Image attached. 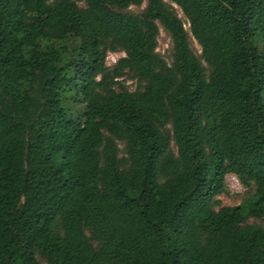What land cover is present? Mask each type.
I'll use <instances>...</instances> for the list:
<instances>
[{
	"label": "trees",
	"instance_id": "1",
	"mask_svg": "<svg viewBox=\"0 0 264 264\" xmlns=\"http://www.w3.org/2000/svg\"><path fill=\"white\" fill-rule=\"evenodd\" d=\"M251 219L264 0H0V264H264Z\"/></svg>",
	"mask_w": 264,
	"mask_h": 264
},
{
	"label": "rangeland",
	"instance_id": "2",
	"mask_svg": "<svg viewBox=\"0 0 264 264\" xmlns=\"http://www.w3.org/2000/svg\"><path fill=\"white\" fill-rule=\"evenodd\" d=\"M146 6V2L143 4L141 8L137 6H132L131 10L133 11H140ZM182 15V14H181ZM186 28H189L188 22L185 23ZM172 41L168 33L161 27V33L159 36V45H158V51L161 52L162 54H165L168 56L169 54V49L171 47ZM193 48L197 53L201 52V47L200 45L194 41L193 43ZM125 53H109L108 58H107V63L109 65L114 64L121 56H124ZM131 83V82H129ZM226 182L227 185L229 186L230 189V195H223L220 197V200L223 205H236L239 204L242 200V198L246 194V188L242 186L240 181L238 180L237 176L234 174H228L226 176ZM250 222H257L261 223L264 225V219L262 220H256V219H251Z\"/></svg>",
	"mask_w": 264,
	"mask_h": 264
}]
</instances>
